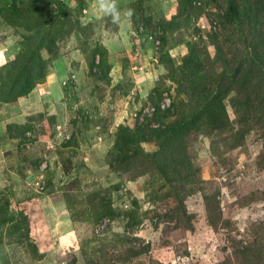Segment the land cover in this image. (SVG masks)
<instances>
[{"label": "rangeland", "instance_id": "obj_1", "mask_svg": "<svg viewBox=\"0 0 264 264\" xmlns=\"http://www.w3.org/2000/svg\"><path fill=\"white\" fill-rule=\"evenodd\" d=\"M235 2L0 0V264H264V0ZM179 126L188 166L153 156Z\"/></svg>", "mask_w": 264, "mask_h": 264}, {"label": "trees", "instance_id": "obj_2", "mask_svg": "<svg viewBox=\"0 0 264 264\" xmlns=\"http://www.w3.org/2000/svg\"><path fill=\"white\" fill-rule=\"evenodd\" d=\"M235 1L236 0H225V5L228 9V12L230 14L229 16L231 17V20H235V19L239 20V17L241 15V14H239L240 12L238 11L237 3ZM174 18L175 17H173L170 21H167L169 24L168 27H171L173 25ZM240 25H242V22H240ZM241 28H242V26H241ZM245 29L246 30H244V33H245L246 37H248L247 39L250 42V44L246 43L247 44L246 49L252 48L253 50H257V47H256L257 44L260 45L264 41V29L259 30V29L255 28L254 25H251L250 21L246 22ZM35 53H37V51ZM31 60L33 61V57L29 58V62L25 66H29V65L34 66L35 64H37V62L35 63V61H34V63H31L32 62ZM40 63H41V61L38 63L39 66H41ZM223 79H225V78H223ZM227 81L228 80H225V84ZM226 86H227V88H229L230 84L226 85ZM213 97L214 96L212 94V98ZM203 99L205 100L203 105H202V107H204V109H207V106L212 105L211 99H208L207 97H204ZM163 132L161 133V136L159 138V141L161 140L160 142H163V143L160 144L159 150L156 151L153 154V156L155 157L158 155L159 156L172 155L170 153L172 151L175 156L179 157L181 164L184 163V164H187V166H188L190 163L188 161L184 145H182L180 126L179 127H172L170 129H168L166 131V134ZM142 135L144 136V134H142ZM186 159H187V162H186ZM186 173L189 174L190 176H192L194 174L193 170H190L189 167H188V171H186ZM179 174H180V172H179ZM182 176H184V174H182Z\"/></svg>", "mask_w": 264, "mask_h": 264}, {"label": "clouds", "instance_id": "obj_3", "mask_svg": "<svg viewBox=\"0 0 264 264\" xmlns=\"http://www.w3.org/2000/svg\"><path fill=\"white\" fill-rule=\"evenodd\" d=\"M95 11L101 16L111 17L113 23H119L121 20L122 12L117 7L116 0H96ZM125 17L133 15L132 9H127L123 12Z\"/></svg>", "mask_w": 264, "mask_h": 264}]
</instances>
